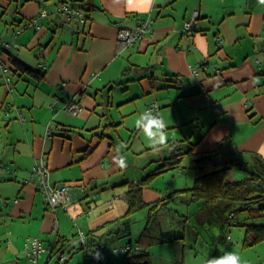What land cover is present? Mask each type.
Here are the masks:
<instances>
[{
  "label": "crops",
  "instance_id": "crops-1",
  "mask_svg": "<svg viewBox=\"0 0 264 264\" xmlns=\"http://www.w3.org/2000/svg\"><path fill=\"white\" fill-rule=\"evenodd\" d=\"M61 3L81 7L83 21L59 13ZM194 9L198 25L188 40L180 29ZM138 17H151L153 31L121 46L119 28ZM0 39L10 44L0 50L8 69L0 66V264H28V237L46 245L62 238L68 247L79 231L89 248L105 247L103 258L79 250L64 264H203L216 257L218 245H206L198 226L209 232L224 204L165 198L192 185L198 154L226 156L242 169L264 163V3L0 0ZM68 98L82 105L77 115L62 108ZM152 103L167 124L163 144L136 126ZM173 147L184 154L168 165ZM40 155L51 184L82 189L68 207L44 203L31 178ZM186 155L190 173L182 167ZM131 183H140L145 203L133 211ZM167 231L182 237L159 241ZM128 243L141 250H114Z\"/></svg>",
  "mask_w": 264,
  "mask_h": 264
},
{
  "label": "trees",
  "instance_id": "trees-1",
  "mask_svg": "<svg viewBox=\"0 0 264 264\" xmlns=\"http://www.w3.org/2000/svg\"><path fill=\"white\" fill-rule=\"evenodd\" d=\"M173 149L174 157L172 162L167 163L168 165L177 163L184 154V151H181V148L173 147ZM214 155V152H206L196 155L193 165L195 178L192 185L177 190L173 193L174 195H168L165 198L166 201L172 200L173 197L180 201H186L187 204L201 200L203 205L210 207L218 206L223 203L226 211L235 205L238 206V210L251 209V206L254 204L264 202V163L260 162L256 167L247 169L246 176L241 179H236L229 175L233 164H237L236 160L232 159L225 166L218 167L212 160ZM237 165L240 166L239 164ZM163 166H166V163L162 164L160 167ZM129 187L127 200L130 211H133L137 208H141L145 203L141 198L140 183H131ZM183 197H188V199H184ZM259 205L260 204H258V206ZM258 210L261 212H259L260 215L264 216V204H261L258 207ZM230 211L232 214L233 211ZM124 225H126L127 228L128 222ZM244 228V245L252 246L264 240V223L259 224L249 222L244 225ZM146 232H149V229L145 231V235ZM179 237H182L181 232L167 231L161 233L159 241L174 240ZM65 243L66 240L56 238L53 242V250L49 254L48 260H51L52 256H54L55 253L65 245Z\"/></svg>",
  "mask_w": 264,
  "mask_h": 264
},
{
  "label": "built area",
  "instance_id": "built-area-1",
  "mask_svg": "<svg viewBox=\"0 0 264 264\" xmlns=\"http://www.w3.org/2000/svg\"><path fill=\"white\" fill-rule=\"evenodd\" d=\"M57 11L61 14H64L69 20H78L83 21L84 12L83 9L79 6L70 5L69 3H61L57 7ZM45 13L42 12L43 16ZM199 10L194 9L191 13V16L184 21L182 28L180 29L181 35L190 40L195 32V29L198 25ZM153 19L151 17H138L136 19L135 25L133 27H121L118 30L117 40L118 43L127 47L134 43L137 38L142 37L146 33H151ZM19 30L15 31L18 33ZM217 45H221V36L216 37ZM10 44L4 40L0 39V50L6 48ZM13 45L17 46L15 42ZM3 72H7L8 69L1 65ZM6 85L12 89L10 85L9 77L5 78ZM62 108L69 115H77L82 110V105L80 102L75 101L74 99L68 98L63 104ZM146 113L148 118H154L156 114L160 117V111L155 103H152L147 109ZM18 113V118L23 121L24 118ZM50 170L47 166V160L43 155H40L32 166L31 178L35 177L37 180V185L42 192L44 203L51 207L56 205H61L63 207H68L78 196L82 193V189H75L68 184L61 183L58 185H53L49 181ZM29 179H25L28 181ZM70 242V241H69ZM68 242V243H69ZM25 253L28 257V264H48L49 263V254L53 250V243L43 244L37 237H28L24 245ZM82 250L86 256H89L93 261H98L100 259H93V255L99 252L101 255L105 253V247L96 246L94 248H89L87 246V237L82 232L79 231L77 236L68 244V247L63 246L51 260L57 264H64L70 257L73 252ZM115 251H123L129 253H135L141 250L139 245L126 244L121 247L114 248ZM43 260L41 261V259Z\"/></svg>",
  "mask_w": 264,
  "mask_h": 264
},
{
  "label": "rangeland",
  "instance_id": "rangeland-1",
  "mask_svg": "<svg viewBox=\"0 0 264 264\" xmlns=\"http://www.w3.org/2000/svg\"><path fill=\"white\" fill-rule=\"evenodd\" d=\"M192 163L193 161L190 160V156L186 155L182 160L183 170L187 173L193 172ZM231 169L232 171L230 174L233 175L235 173L236 179H241L247 174V169H242L236 165L232 166ZM258 204L261 205L264 204V202ZM258 204L251 206L253 208H251L252 210H238V206L235 205L227 211L219 212L215 216L214 221L210 223L209 232L202 230V228L198 226V229L201 230L200 238L206 245H212L214 247L218 245L219 253L216 257H222L225 253L234 251L239 254L242 264H264V240L252 246H246L243 243L245 224L249 222L264 223V216L260 215L261 212L258 210L260 205L258 206ZM230 210L233 211L232 214ZM228 237L229 240L227 241ZM188 260L189 264H193L192 258Z\"/></svg>",
  "mask_w": 264,
  "mask_h": 264
},
{
  "label": "clouds",
  "instance_id": "clouds-1",
  "mask_svg": "<svg viewBox=\"0 0 264 264\" xmlns=\"http://www.w3.org/2000/svg\"><path fill=\"white\" fill-rule=\"evenodd\" d=\"M155 2V0H152ZM261 3H264V0H260ZM137 127H143L150 137L155 139L157 136L160 137V143L163 144L166 142V129L167 124L163 121V119L156 114L154 118H148L146 121L141 123V121L137 120ZM155 130V131H153ZM118 166L121 168H125L127 166L126 160L121 159L118 161ZM102 255L97 252L93 255V259H102ZM204 264H242L241 258L237 252H227L222 257H210L204 261Z\"/></svg>",
  "mask_w": 264,
  "mask_h": 264
},
{
  "label": "water",
  "instance_id": "water-1",
  "mask_svg": "<svg viewBox=\"0 0 264 264\" xmlns=\"http://www.w3.org/2000/svg\"><path fill=\"white\" fill-rule=\"evenodd\" d=\"M212 160L218 166H225L230 161L229 158L223 155H214Z\"/></svg>",
  "mask_w": 264,
  "mask_h": 264
}]
</instances>
